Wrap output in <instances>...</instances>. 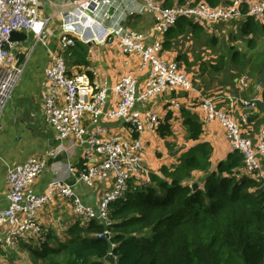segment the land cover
Returning a JSON list of instances; mask_svg holds the SVG:
<instances>
[{
    "label": "built area",
    "instance_id": "1",
    "mask_svg": "<svg viewBox=\"0 0 264 264\" xmlns=\"http://www.w3.org/2000/svg\"><path fill=\"white\" fill-rule=\"evenodd\" d=\"M146 8L156 15V31L165 32L177 22L187 17L202 24L231 21L253 16L264 19V1L243 7L246 0H231L229 3L212 7L201 2L196 6H173L163 8L154 0H143ZM121 0H69L59 12L60 35L58 43L63 48L77 42H107L115 38L125 53L139 56V70L145 76L142 83L133 74H125L116 86L118 102L105 109L110 87L94 80L87 72L70 74L66 59L54 54L52 64L46 69L48 86L44 94L46 122L57 139L64 141L76 136L85 146L86 162L80 169L79 182L96 187L103 183L108 186L97 208L89 205L76 192L75 183L61 178L53 179L44 192L37 193L32 183L41 175L50 157H57L65 150L59 144L57 150L42 156H32L24 163L8 168V204L0 209V248L18 247V238L38 237L45 231L37 218V209L49 204L55 197L71 199L74 211L83 223L98 219L106 227L111 225L110 204L125 197L131 182L149 184L151 174L143 164L144 142L142 134L156 130L161 118L156 111L145 114L135 112L138 101L146 102L165 90L177 91L192 86V79L176 61L161 56L160 42L146 43L147 36L117 23L106 25L112 18L110 10L121 7ZM41 0H0V116L11 99L24 73L28 61L18 64V47L22 42L10 41L13 30L25 31L35 37V44L47 45L45 34L52 17L41 15ZM18 43V45H17ZM33 48L31 49V51ZM30 55V53H29ZM250 81L246 74L239 79V89L244 91ZM174 101V100H172ZM245 123L257 111L255 100H241ZM202 107L208 121H219L225 129L232 149H239L244 156V164L239 176H249L264 184V126L256 140L242 134L241 120L234 114L217 106L214 98L205 96ZM87 114L96 120L103 115L108 121H118L126 131L112 132L101 123H84ZM72 175H77L70 168ZM107 237L111 232L106 230ZM99 236H102L99 235Z\"/></svg>",
    "mask_w": 264,
    "mask_h": 264
},
{
    "label": "trees",
    "instance_id": "2",
    "mask_svg": "<svg viewBox=\"0 0 264 264\" xmlns=\"http://www.w3.org/2000/svg\"><path fill=\"white\" fill-rule=\"evenodd\" d=\"M201 2L217 7L231 0H166L159 4L169 8ZM261 34L264 23L248 16L232 38L255 49ZM182 38L212 49V56L199 53L191 61L188 51L180 47ZM219 40L204 24L183 17L165 31L162 51L179 49L175 61L184 63L189 71L199 63L197 72L207 83L217 80L232 87L243 73L256 76L247 52L234 45L222 52ZM79 43L72 49L82 48ZM259 106L264 110V89ZM169 118L170 114L158 127L163 137L172 133ZM183 125L188 140L200 138L203 123L198 115L185 110ZM211 154V144L197 143L174 169L163 166L160 173H151V183L131 182L125 197L110 204L108 227L95 218L83 223L76 216L63 236L50 229L38 237L20 236L18 244L28 251V264H111L104 260L110 252L116 257L115 264H264V184L239 176L244 164L239 149L231 150L213 171ZM195 170L205 172L197 189L194 183H186Z\"/></svg>",
    "mask_w": 264,
    "mask_h": 264
},
{
    "label": "crops",
    "instance_id": "3",
    "mask_svg": "<svg viewBox=\"0 0 264 264\" xmlns=\"http://www.w3.org/2000/svg\"><path fill=\"white\" fill-rule=\"evenodd\" d=\"M68 1L41 0V15L52 17L45 34L47 45L42 42L33 44L32 51V48H26V43H20L18 46L21 52L28 53L29 59L15 92L0 116V209L5 208L8 204V168L24 163L32 156H42L50 151H55L59 144H63L65 150L57 157H50L48 159L45 171L32 183V189L35 192H44L53 179L61 178L75 183L76 192L83 196L89 205L97 208L102 194L108 188L103 183L96 187H89L88 184L78 181L80 176L79 171L86 162L84 144L73 135L63 142L60 141L46 122L43 106L44 94L48 86L46 69L52 64L54 54L59 53L65 57L70 74L80 71L87 72L94 80L102 84L106 83L110 87L105 109L115 106L118 102L116 86L122 76L133 74L140 82L143 83L145 81V76L139 70V56L135 53H125L115 38H110L107 42L102 43H85L80 41L79 45L81 44L82 48L75 49H72V47L63 48L59 45V12ZM121 1L122 4L119 9H111L113 10V13H111L112 18L106 19V25L120 23L146 35V43L153 44L154 42H160L163 46L165 32L156 31V15L153 11L146 8L144 1ZM154 1L163 3L166 0ZM259 1L261 0H246L243 3V7L246 8L249 4ZM245 20L246 17L235 19L240 24ZM259 22L264 23V19L259 20ZM216 24L218 26H215ZM235 24L237 23L233 20L216 22L211 26H207L206 30L209 33L221 36L225 35L224 33L227 31L223 26H229V33L232 32L231 35L233 37ZM28 35L33 36L32 34ZM263 38L264 34L259 35L258 44L255 49L258 48L260 40ZM235 40H237L236 44L229 45H235L238 48L237 45L239 44L238 49L242 50V48H246L249 51L247 42H243L242 39ZM219 42L222 45L221 38ZM255 49H251L250 51ZM72 52H74L73 55ZM178 53H180L179 49L174 51L165 50L162 51L161 56L166 60L175 61L177 60ZM187 53L189 59L194 61L196 55L192 54L191 51ZM210 57L209 55H205V58ZM254 63L260 66L254 70L256 76L244 73L250 77L249 84L244 91H241L238 85L239 79L244 74L235 78V84L232 87L222 85L223 82L217 80L207 83L199 77V72H197L199 63H197L192 67L197 77L193 78L191 87L182 88L177 91L165 90L146 102H137L134 109L135 112L145 114L147 111H156L161 118V124L167 121L166 117L170 114L168 120L172 130L170 135L163 137L158 128L142 134L145 146L143 164L151 169L150 174L153 172L160 173L163 166L174 169L181 163L183 154L197 143L206 142L211 144L212 171L233 150L221 123L216 120L208 121L206 119L202 107L205 96L213 97L218 107L234 113L241 120L242 134L253 141L256 140L258 132L264 126V110H261L258 105L262 100L264 89V81L261 76V74L264 75L262 71L264 63ZM181 64L186 67L184 63ZM212 88L215 89L213 90ZM242 99L255 100L257 102V111L254 113L257 119L253 118L254 115H252L248 123L242 121V114L244 113L241 103ZM185 110L198 115L203 123V132L198 140L187 139V131L183 125V112ZM84 123L86 125L101 123L108 128L109 134L117 131H126L124 125L120 124V122L108 121L103 115L95 120L92 114H87ZM175 130L183 134L185 144L173 142L172 139L176 134ZM69 167L74 168L77 171V175L73 176ZM204 177L205 172L195 170L192 179L186 181V183L197 182L201 185ZM37 218L44 229L53 230L60 236H63L70 225L77 220L73 201L62 197H55L51 203L39 207L37 209ZM28 259V251L21 248L19 244L17 248H10L9 250L0 248V264H12L10 260L13 261V264H18L19 261L28 264Z\"/></svg>",
    "mask_w": 264,
    "mask_h": 264
},
{
    "label": "rangeland",
    "instance_id": "4",
    "mask_svg": "<svg viewBox=\"0 0 264 264\" xmlns=\"http://www.w3.org/2000/svg\"><path fill=\"white\" fill-rule=\"evenodd\" d=\"M234 22H236L237 24H235V26H234V31H233V34L235 35V34H237V32H238V26L240 25V22L239 21H235V20H233ZM221 22V21H220ZM216 23V22H215ZM215 23H211V24H204L205 26H206V28H207V26H211V25H213V24H215ZM215 26H218L217 24L215 25ZM223 28H225V30H227L224 34L225 35H221L220 36V38L222 39V52H223V50L229 45V44H236L237 43V40H233V38H232V35H231V33H229V26H223ZM243 41V40H242ZM35 42H36V40H35V37L34 36H30L29 35V38L27 39V42H26V48L27 49H30V48H32V45L33 44H35ZM243 42H246V41H243ZM23 43V42H22ZM30 43H32V44H30ZM180 45H181V47L182 48H184V50H186V51H191V53L192 54H201V55H203V54H208V55H211L212 56V54H213V51H212V49H205L204 47H202V46H200V44H196L195 42H191V41H189L188 40V38H182L181 39V41H180ZM184 45V46H183ZM235 46V45H234ZM238 46V48H239V44L237 45ZM241 46V45H240ZM242 50L244 51V52H247V55L248 56H251V58H252V69L253 70H256L260 65H255V63L254 62H259V63H264V38L263 39H261L260 40V44H259V46H258V48L257 49H255V50H253V51H250L251 49L249 48V51L246 49V48H242ZM203 52V53H202ZM217 54H215L214 56H213V59L214 58H217ZM261 64V65H262ZM180 65V64H179ZM181 67H183L184 65H180ZM183 70H185L188 74H189V76L191 77V79L192 78H194V77H197V75H196V72L194 71V69L193 70H188L187 69V67H183L182 68ZM244 74V73H243ZM251 75H252V73H250ZM242 75V74H241ZM247 75V74H246ZM223 76H224V74H221L219 77H220V80L223 78ZM249 76V75H248ZM213 90L215 89V88H212ZM234 89H235V87H234ZM212 93V92H211ZM259 105V104H258ZM260 107V106H259ZM256 112V111H255ZM254 112V113H255ZM229 113H231V114H234V113H232L231 111H229ZM254 113H252L251 115H250V117L252 116V115H254L253 116V118H255V119H257L256 117H255V114ZM250 120V119H249ZM179 132V131H178ZM176 130H175V137L172 139L173 140V142L174 141H176V143L177 144H185L184 142H185V140H184V137H183V134H180V133H178ZM146 168H147V166H146ZM148 170H147V173L150 175V172H151V169L150 168H147ZM7 250H9V249H7ZM10 263H12L13 264V261L12 260H10ZM18 264H24L23 262H20L19 261V263Z\"/></svg>",
    "mask_w": 264,
    "mask_h": 264
},
{
    "label": "water",
    "instance_id": "5",
    "mask_svg": "<svg viewBox=\"0 0 264 264\" xmlns=\"http://www.w3.org/2000/svg\"><path fill=\"white\" fill-rule=\"evenodd\" d=\"M110 13H113V10H110ZM28 38H29V35L25 31L13 30L10 34V41H12V42L26 43ZM26 55H27L26 52H19L17 54L18 64H21L25 60ZM198 187H199V183L196 182L193 184L194 189H197ZM104 260H106L107 262H110L111 264L116 263V257L112 252L108 253L105 256Z\"/></svg>",
    "mask_w": 264,
    "mask_h": 264
}]
</instances>
